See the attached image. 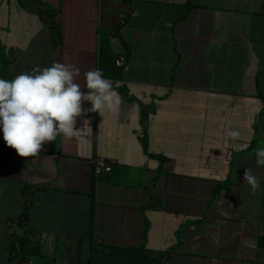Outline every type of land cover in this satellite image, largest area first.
I'll return each mask as SVG.
<instances>
[{
    "label": "crops",
    "instance_id": "obj_1",
    "mask_svg": "<svg viewBox=\"0 0 264 264\" xmlns=\"http://www.w3.org/2000/svg\"><path fill=\"white\" fill-rule=\"evenodd\" d=\"M185 3L0 0L3 79L59 62L86 92L99 68L121 101H82L74 137L35 157L0 130V264L15 235L27 264H264V0ZM95 156L111 171L94 174Z\"/></svg>",
    "mask_w": 264,
    "mask_h": 264
},
{
    "label": "clouds",
    "instance_id": "obj_2",
    "mask_svg": "<svg viewBox=\"0 0 264 264\" xmlns=\"http://www.w3.org/2000/svg\"><path fill=\"white\" fill-rule=\"evenodd\" d=\"M79 75L74 65L56 62L11 81L0 79V130L6 146L21 157H35L45 142L74 137L76 119L84 114L82 101L91 103L88 111L99 114L118 109V93L101 69L84 74L86 92L76 82ZM228 136L232 141L240 139L239 131H229ZM254 156L257 166L264 168V147L256 149ZM243 179L251 191L259 189L260 178L252 169H245Z\"/></svg>",
    "mask_w": 264,
    "mask_h": 264
},
{
    "label": "trees",
    "instance_id": "obj_3",
    "mask_svg": "<svg viewBox=\"0 0 264 264\" xmlns=\"http://www.w3.org/2000/svg\"><path fill=\"white\" fill-rule=\"evenodd\" d=\"M192 5L191 0H186L185 3V7L186 10ZM1 63L4 67V69L1 70L0 75L1 78L3 79L4 77H8V73L6 71V64L7 61H5L3 58L0 59ZM224 185V182H218L217 185L212 188V195H215L220 187ZM28 201V200H27ZM26 206L28 207V202L26 203ZM27 215V209H25V211L23 212V216L21 219H18L17 222L24 224L25 222V217ZM28 239L25 235H15L12 236L11 238V242L9 245V258L11 260L15 259V263L14 264H27L26 262V256L28 255ZM259 245H264V237H260ZM174 249V247H170L169 249H167V252H170Z\"/></svg>",
    "mask_w": 264,
    "mask_h": 264
},
{
    "label": "built area",
    "instance_id": "obj_4",
    "mask_svg": "<svg viewBox=\"0 0 264 264\" xmlns=\"http://www.w3.org/2000/svg\"><path fill=\"white\" fill-rule=\"evenodd\" d=\"M116 63L121 66L123 61L122 59H117ZM91 161L94 174L108 173L112 169L111 163L102 156L92 157Z\"/></svg>",
    "mask_w": 264,
    "mask_h": 264
},
{
    "label": "rangeland",
    "instance_id": "obj_5",
    "mask_svg": "<svg viewBox=\"0 0 264 264\" xmlns=\"http://www.w3.org/2000/svg\"><path fill=\"white\" fill-rule=\"evenodd\" d=\"M31 256H32V258H31L32 260H33V259H36V257H37V255H36V254H34V255H31ZM13 263H15V259H13ZM11 264H12V263H11Z\"/></svg>",
    "mask_w": 264,
    "mask_h": 264
}]
</instances>
